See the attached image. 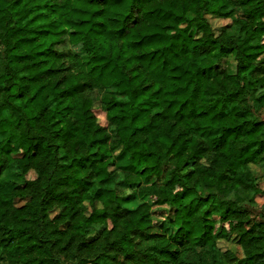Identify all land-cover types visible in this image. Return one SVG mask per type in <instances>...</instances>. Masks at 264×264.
I'll return each mask as SVG.
<instances>
[{"label": "trees", "instance_id": "16d2710c", "mask_svg": "<svg viewBox=\"0 0 264 264\" xmlns=\"http://www.w3.org/2000/svg\"><path fill=\"white\" fill-rule=\"evenodd\" d=\"M263 110L264 0H0V264H264Z\"/></svg>", "mask_w": 264, "mask_h": 264}, {"label": "rangeland", "instance_id": "374dc122", "mask_svg": "<svg viewBox=\"0 0 264 264\" xmlns=\"http://www.w3.org/2000/svg\"><path fill=\"white\" fill-rule=\"evenodd\" d=\"M209 20L212 23V26L215 30V34H220L223 30H227V32L233 36H238V31L235 27H232V21L231 20H220V19H215L210 17ZM230 62V61H229ZM231 63V62H230ZM223 68H227L229 67V64H222ZM98 120L100 122V124L102 126L106 125V121H105V115L99 111L96 110L95 111ZM262 114H264V110L262 111ZM262 119H264V116H262ZM7 136L1 138V139H6ZM17 138L16 134H13V141H15ZM126 159H122V161H120L119 163H117L118 165H124L126 163ZM252 171L256 177V181L257 184L259 186V188L261 190L264 191V166H262L261 164H257V165H253L252 166ZM5 177L11 182H20L21 180H23L15 171H9L5 174ZM27 180H34L36 178V176L34 174H29L28 176L25 177ZM24 178V179H25ZM26 200H16L15 201V205L17 207L23 206L25 204ZM264 203V196H258L257 198V204H258V208L254 209V213L256 215H259L260 212V206ZM168 211V207H160L158 209H155L154 215H153V222L154 225L158 228V229H162L166 232H168V236L172 237L173 234L175 233V229H173L167 219V215L166 212ZM100 227L99 226H95L93 228L90 229L89 231V237H94L95 235H97V233L99 232ZM221 246L223 248H230L233 252H235L240 258L243 256L242 255V251L239 247H237L235 244H226V243H222Z\"/></svg>", "mask_w": 264, "mask_h": 264}]
</instances>
